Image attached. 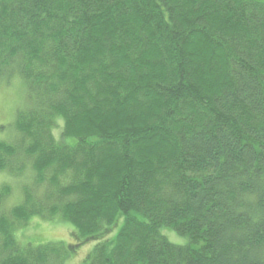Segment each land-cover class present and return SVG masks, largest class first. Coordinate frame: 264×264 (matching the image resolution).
<instances>
[{"label": "trees", "instance_id": "trees-1", "mask_svg": "<svg viewBox=\"0 0 264 264\" xmlns=\"http://www.w3.org/2000/svg\"><path fill=\"white\" fill-rule=\"evenodd\" d=\"M13 76L0 173L47 186L0 213V264H264V0H0ZM34 217L75 243L18 248Z\"/></svg>", "mask_w": 264, "mask_h": 264}, {"label": "rangeland", "instance_id": "rangeland-1", "mask_svg": "<svg viewBox=\"0 0 264 264\" xmlns=\"http://www.w3.org/2000/svg\"><path fill=\"white\" fill-rule=\"evenodd\" d=\"M30 106L28 92L18 76H13L10 79H0V142L13 146L18 145V136L13 127V122L17 113L27 111ZM53 131L55 138L58 139L59 128H54ZM23 159L25 158L22 155L21 161ZM18 168H21V166ZM32 174L27 168L23 173L21 171L11 172V174H7V172L0 173V191L2 188H7L9 191L3 200L0 201V213L2 215L9 216L10 211L22 202L25 189L35 196L37 192L39 194L42 190L41 187L47 186L44 180L43 184L40 185V190H35V182L30 178ZM7 222L10 224V228L8 229V233L11 236L10 239L16 243L18 248H26L29 245L35 247L46 243L62 242V244L66 245L75 243L72 227L66 223L59 222L56 218L49 220L47 217H34L26 221L10 220L9 218ZM165 234L168 240L174 244L179 243L183 239L176 237L171 232H165ZM5 241H7L6 247H9L11 244L8 239H5L0 234L1 255L3 254ZM93 246L87 244L83 247L74 248L73 252L71 250V257H68L63 264H80L86 258L89 251L92 250Z\"/></svg>", "mask_w": 264, "mask_h": 264}, {"label": "bare ground", "instance_id": "bare-ground-1", "mask_svg": "<svg viewBox=\"0 0 264 264\" xmlns=\"http://www.w3.org/2000/svg\"><path fill=\"white\" fill-rule=\"evenodd\" d=\"M67 256V255H66ZM66 258V257H65Z\"/></svg>", "mask_w": 264, "mask_h": 264}]
</instances>
